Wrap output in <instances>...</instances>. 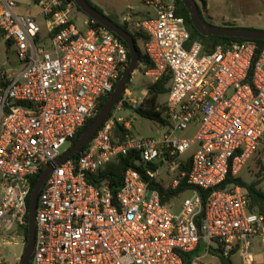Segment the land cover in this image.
Returning a JSON list of instances; mask_svg holds the SVG:
<instances>
[{"label": "built area", "instance_id": "1", "mask_svg": "<svg viewBox=\"0 0 264 264\" xmlns=\"http://www.w3.org/2000/svg\"><path fill=\"white\" fill-rule=\"evenodd\" d=\"M151 10L138 23L152 82L169 77L155 107L168 125L140 138L118 112L139 104L125 89L111 116L76 159L54 165L38 196L29 264H204L199 252L228 257L242 250L253 264L255 240L264 248V215L234 183L221 187L264 143V48L245 41L204 52L190 42L176 0H143ZM38 15L0 0V34L17 68L0 69V238L20 237L27 225L31 182L64 152L97 113L128 67L127 47L80 12L71 0H40ZM257 51L259 53H257ZM258 54V55H257ZM130 132L112 134L116 125ZM160 127L158 124H156ZM190 126L192 138L176 136ZM161 128V127H160ZM132 166L112 193L92 181L119 157ZM188 171H181V167ZM185 182L191 195L174 209L159 186Z\"/></svg>", "mask_w": 264, "mask_h": 264}, {"label": "rangeland", "instance_id": "2", "mask_svg": "<svg viewBox=\"0 0 264 264\" xmlns=\"http://www.w3.org/2000/svg\"><path fill=\"white\" fill-rule=\"evenodd\" d=\"M94 7L101 11L107 18L112 20L118 25L131 22L139 23L143 20L146 13H151V10L144 6L143 0H88ZM199 6L200 1L194 0ZM16 12L19 14L38 15L39 8L35 5L34 0H17ZM205 14V10L203 12ZM204 16V15H203ZM258 18L257 25L253 27H238L264 31V15ZM205 17V16H204ZM77 22H75L78 28L81 27V19L84 18V14L80 12V16ZM206 20V19H205ZM244 24H248V20H243ZM246 26V25H245ZM261 26V27H260ZM129 30V29H128ZM10 69L18 67V60L12 48L5 42L3 36L0 34V69ZM152 84L150 78L145 77L138 64L137 70L130 76V80L126 87L131 93V98L138 104L142 103L146 97V87ZM125 87V89H126ZM166 99L165 95L158 97V102L162 104ZM139 104V105H140ZM138 107V106H137ZM118 116H122L125 120L129 121L132 126V132L134 135L140 138L146 137H158L162 134L163 129L158 127L154 122L145 120L139 117L131 106L122 109L118 112ZM196 133V127L190 126L188 130L182 133H176L178 137L192 138ZM69 148V145H65L61 152ZM238 177L246 184L254 183L256 189L264 194V143L259 147L257 152L247 162V164L240 170ZM191 195L190 192H183L178 194L173 200L174 209H178L181 202ZM257 211V210H256ZM264 215V213H262ZM252 246L249 249L254 258L253 264H264V248L258 246L255 240L252 241ZM23 236L20 237L11 235L10 237L4 236L0 238V264H19L21 256L24 250ZM242 250L240 249L234 255L231 256V264H242L241 260ZM200 256H204L202 261L204 264H221L217 255L206 254L204 248L199 252Z\"/></svg>", "mask_w": 264, "mask_h": 264}, {"label": "trees", "instance_id": "3", "mask_svg": "<svg viewBox=\"0 0 264 264\" xmlns=\"http://www.w3.org/2000/svg\"><path fill=\"white\" fill-rule=\"evenodd\" d=\"M39 1L40 0H34V3L37 4ZM86 1L94 9L101 12L96 7H94L88 0H86ZM199 1H200V6L196 3L198 10H199V14L202 17V19L205 20V18L203 16V12L206 8V1L205 0H199ZM76 9L80 12V10L77 7H76ZM176 15L183 18L184 23L186 25V28H187L189 35H190V42H199L203 47V51L206 53L211 52L217 45H225V44H230V43H241V42L247 41V40L236 39V38H225V37H216V36L205 37V36L200 35L192 26L190 19H189L188 12L185 9L184 5L182 4L181 0H176ZM145 16H144V18H145ZM207 23H209V22H207ZM137 25H138V23H135V25H134L133 23L128 22V23H124L123 25H119V26L122 27L125 31H127L131 35V37L133 38L135 45H136V48H137V51H138V64L140 65V68H141L142 72L144 73L146 70L152 68V64L148 60L147 56L144 54V50H143V45L146 42L147 37L144 33H142L139 30ZM96 26H99V24H96ZM223 26L235 27L234 25H231V24H225ZM120 41L122 42V40H120ZM250 42H253L257 45L258 51L261 50L262 48H264V42L263 41H250ZM258 51H257V53H259ZM128 65H129V53H128ZM122 74L123 73H121V75ZM121 75L117 79L115 86L117 85ZM169 82H170V79H169V77L166 76V77H162L159 80L154 81V82H152V84L148 85L146 87L145 99L143 100V102L138 107H136L134 109V112L139 117H141L145 120L152 121L155 124H158L161 128H165L168 125V122L166 120V117L162 114V112L160 113V112L155 111V107L160 105V102H158V97L160 95H165L167 93ZM126 89H127V87H126ZM108 97H109V95L101 99V101L98 105V108H97L96 115L102 109V107L106 103ZM94 117L87 120L85 122V124L79 129V131L77 132V134L73 138L71 145L76 142V140L79 138V136L82 134V132L92 122ZM112 134L115 138L124 139V137L127 134H130V132L124 130V128L121 125L117 124L113 128ZM81 152H82V150L78 154L71 156V158L76 159L80 155ZM130 166H132V157L131 156H126V157L121 156L116 161L110 163L107 166L106 170L99 173V175L96 176L95 178H93L92 181L94 183H96L97 185H99L102 180H106L110 190L112 191V193H114V192H116V189L121 184L123 172L126 170V168H128ZM180 170L181 171H184V170L188 171V167L183 166L180 168ZM37 178H38V176H36L32 180L31 190L34 187ZM229 183L236 184L237 186H239L242 190H244L246 192L248 199H249V211L250 212H256V213H260V214L264 213V194L262 192H260L258 189H256V185L254 183L246 184L239 177H235V178L227 177L225 183L221 187H224ZM159 189H160V193L162 196V203L168 204V202L172 198H175L178 194L183 193L187 189V185L185 182H182L174 190H171L169 188L165 189V188H162L160 186H159ZM27 233H28V229H27V225H25L21 229V234L23 236L24 243H26ZM235 252H236V250H234L228 257H225L223 255H219L218 257L220 259L221 264H231L230 257ZM197 253H198V250L187 254L185 256L183 263L189 264L190 257H192L193 255H196Z\"/></svg>", "mask_w": 264, "mask_h": 264}, {"label": "water", "instance_id": "4", "mask_svg": "<svg viewBox=\"0 0 264 264\" xmlns=\"http://www.w3.org/2000/svg\"><path fill=\"white\" fill-rule=\"evenodd\" d=\"M74 5L89 19L94 20L99 25L105 27L107 30L112 32L126 45L129 53V65L127 69L121 75L117 85L109 95L106 103L98 114L94 117L88 127L82 132L79 138L74 144L66 149L53 164L48 165L39 175L36 180L34 187L31 190L29 201H28V213H27V239L24 246V250L21 256L20 264H29L35 242V212L38 201L39 193L42 186L53 169L54 165H60L65 160L78 154L94 137L97 131L101 128L103 123L109 117L113 111L115 105L118 103L120 97L125 91V87L130 80V76L137 70L138 66V51L135 42L131 35L125 31L118 24L107 18L103 13L94 9L86 0H71ZM185 9L188 12L190 22L194 29L202 36H216L225 38H236L247 41H263L264 42V31L228 27V26H215L207 23L199 14L197 4L194 0H181ZM127 108V105H124Z\"/></svg>", "mask_w": 264, "mask_h": 264}, {"label": "crops", "instance_id": "5", "mask_svg": "<svg viewBox=\"0 0 264 264\" xmlns=\"http://www.w3.org/2000/svg\"><path fill=\"white\" fill-rule=\"evenodd\" d=\"M205 1L206 8L205 14L203 13L205 16L204 18L207 22L215 26L231 24L235 27H253V25H257V21H259L258 18L264 15V0ZM243 20H248L249 23L244 24Z\"/></svg>", "mask_w": 264, "mask_h": 264}, {"label": "flooded vegetation", "instance_id": "6", "mask_svg": "<svg viewBox=\"0 0 264 264\" xmlns=\"http://www.w3.org/2000/svg\"><path fill=\"white\" fill-rule=\"evenodd\" d=\"M71 146V145H70Z\"/></svg>", "mask_w": 264, "mask_h": 264}]
</instances>
